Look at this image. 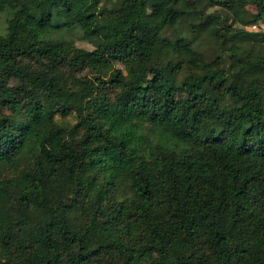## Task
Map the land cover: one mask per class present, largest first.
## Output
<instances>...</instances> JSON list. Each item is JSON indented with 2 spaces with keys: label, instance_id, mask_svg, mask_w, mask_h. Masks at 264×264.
I'll list each match as a JSON object with an SVG mask.
<instances>
[{
  "label": "trees",
  "instance_id": "trees-1",
  "mask_svg": "<svg viewBox=\"0 0 264 264\" xmlns=\"http://www.w3.org/2000/svg\"><path fill=\"white\" fill-rule=\"evenodd\" d=\"M2 13L0 264H264V0ZM67 80L95 86L92 118L59 100ZM125 138L175 153L169 189L137 170L122 185Z\"/></svg>",
  "mask_w": 264,
  "mask_h": 264
},
{
  "label": "rangeland",
  "instance_id": "rangeland-1",
  "mask_svg": "<svg viewBox=\"0 0 264 264\" xmlns=\"http://www.w3.org/2000/svg\"><path fill=\"white\" fill-rule=\"evenodd\" d=\"M6 13L0 14V34L4 33L6 27ZM250 30L261 31L264 30V25L259 24V26L250 27ZM38 89L28 94L27 101L31 104L36 101L37 95L47 96L49 92L45 88H41L39 84H35ZM59 100L67 103L74 104L77 107L82 108L85 113L92 118L97 110L104 106V101H89L88 97L84 96V92L90 91L95 93V86L92 82H87L85 87H80L76 85L71 80H67L65 84L58 88L57 90ZM84 106V108H83ZM91 126V123H88ZM92 138L97 139V135L93 133ZM111 139V138H110ZM113 148L112 154L116 153L117 156L120 155V151L126 150V154H131V152H137L134 157L125 156V164L118 163L117 167L121 169L122 179L121 183L124 187L129 188L132 183L133 171H144L151 178H153V184L155 187V194L158 193L161 188L169 189L171 187V178L168 173V165L171 161L177 160L174 152L161 153L154 149L153 145L146 139L139 141L137 146L132 147V140L125 138L122 140H112ZM132 156V154H131Z\"/></svg>",
  "mask_w": 264,
  "mask_h": 264
}]
</instances>
